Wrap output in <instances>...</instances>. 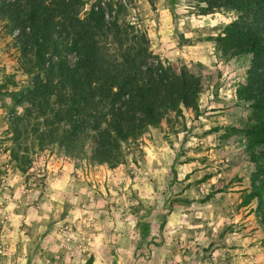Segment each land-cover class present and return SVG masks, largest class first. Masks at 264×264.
Listing matches in <instances>:
<instances>
[{
	"label": "rangeland",
	"instance_id": "rangeland-1",
	"mask_svg": "<svg viewBox=\"0 0 264 264\" xmlns=\"http://www.w3.org/2000/svg\"><path fill=\"white\" fill-rule=\"evenodd\" d=\"M208 2L85 0L82 13L100 6L130 38L147 34L149 65H201L208 77L196 112L148 128L113 168L13 143L9 122L33 77L0 18V264H264L241 131L251 109L237 95L244 59L214 42L236 15Z\"/></svg>",
	"mask_w": 264,
	"mask_h": 264
},
{
	"label": "trees",
	"instance_id": "trees-1",
	"mask_svg": "<svg viewBox=\"0 0 264 264\" xmlns=\"http://www.w3.org/2000/svg\"><path fill=\"white\" fill-rule=\"evenodd\" d=\"M84 5L85 0H0V18L18 30L23 73L33 77L16 100L21 113L12 116L9 133L17 146L30 139L39 150L49 147L113 168L122 162L123 145L148 128L196 112L208 77L201 65H149L146 33L130 38L126 30L133 32L132 26L121 30L108 22L100 6L82 13ZM216 7L236 15L214 42L224 57L244 59L237 95L251 109L241 127L252 153L249 201L256 202L264 229V0H209L208 9ZM12 159L20 161L16 152Z\"/></svg>",
	"mask_w": 264,
	"mask_h": 264
}]
</instances>
